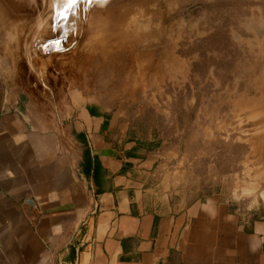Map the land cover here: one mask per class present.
Here are the masks:
<instances>
[{
    "label": "crops",
    "instance_id": "crops-1",
    "mask_svg": "<svg viewBox=\"0 0 264 264\" xmlns=\"http://www.w3.org/2000/svg\"><path fill=\"white\" fill-rule=\"evenodd\" d=\"M123 51L89 48L60 88L0 66V264H264V220L219 197L178 213L149 199L156 160L130 137L127 98L179 74Z\"/></svg>",
    "mask_w": 264,
    "mask_h": 264
},
{
    "label": "rangeland",
    "instance_id": "rangeland-1",
    "mask_svg": "<svg viewBox=\"0 0 264 264\" xmlns=\"http://www.w3.org/2000/svg\"><path fill=\"white\" fill-rule=\"evenodd\" d=\"M57 4L0 0V66L11 59L38 87H65L103 42L169 64L179 75L127 98L130 137L156 160L142 176L149 199L178 213L219 197L242 220H264V0H82L61 23Z\"/></svg>",
    "mask_w": 264,
    "mask_h": 264
},
{
    "label": "water",
    "instance_id": "water-1",
    "mask_svg": "<svg viewBox=\"0 0 264 264\" xmlns=\"http://www.w3.org/2000/svg\"><path fill=\"white\" fill-rule=\"evenodd\" d=\"M62 1V6L60 4V6H58L59 4H57V7H59L57 9V16H56V21L58 23H61L64 19L65 16H68L73 10L77 9L78 6H79V3L82 1V0H76V3L75 4H72L70 2V0H60V2ZM58 3V2H57ZM62 12H64L65 14H62ZM66 39V36L64 35H61L59 40L61 41H65ZM57 40V41H59ZM49 42H47L45 45H48ZM58 50H61V49H58Z\"/></svg>",
    "mask_w": 264,
    "mask_h": 264
},
{
    "label": "trees",
    "instance_id": "trees-1",
    "mask_svg": "<svg viewBox=\"0 0 264 264\" xmlns=\"http://www.w3.org/2000/svg\"><path fill=\"white\" fill-rule=\"evenodd\" d=\"M144 146H145V144H144V143H142V142H139V143H138V148H140V149H141V148H144ZM138 148H137V149H138Z\"/></svg>",
    "mask_w": 264,
    "mask_h": 264
},
{
    "label": "snow or ice",
    "instance_id": "snow-or-ice-1",
    "mask_svg": "<svg viewBox=\"0 0 264 264\" xmlns=\"http://www.w3.org/2000/svg\"><path fill=\"white\" fill-rule=\"evenodd\" d=\"M70 2H71L72 4H75V3H76V0H70Z\"/></svg>",
    "mask_w": 264,
    "mask_h": 264
}]
</instances>
